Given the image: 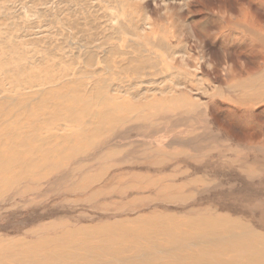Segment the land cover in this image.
Returning a JSON list of instances; mask_svg holds the SVG:
<instances>
[{"label":"rangeland","instance_id":"374dc122","mask_svg":"<svg viewBox=\"0 0 264 264\" xmlns=\"http://www.w3.org/2000/svg\"><path fill=\"white\" fill-rule=\"evenodd\" d=\"M39 126V145L73 156L0 194V264L80 258L17 252L104 224L97 250L131 264L124 236L141 262L163 254L153 228L189 230L202 210L264 237V0H0V142ZM77 128L83 140L62 139Z\"/></svg>","mask_w":264,"mask_h":264},{"label":"bare ground","instance_id":"6f19581e","mask_svg":"<svg viewBox=\"0 0 264 264\" xmlns=\"http://www.w3.org/2000/svg\"><path fill=\"white\" fill-rule=\"evenodd\" d=\"M104 100L106 104L115 112L114 113L111 110L109 111L108 114H111L112 118H115L117 122H120L121 119L127 116L128 112L127 113L125 111L123 112L119 110L120 108L117 109V107L114 105L113 98L107 96V98L104 97ZM77 102L80 103L79 101ZM69 104H74L75 106L80 105V104L76 105L75 101H71ZM125 104L127 105V109L131 107V104L129 102ZM172 104H176V103H172ZM66 106L68 108L70 107L69 105H67V103ZM87 107L84 108L85 110L82 111L83 113L81 112L83 115L87 114L86 113ZM160 107L164 109L167 107V105L163 102L160 103ZM148 108H149V104H148ZM98 109L100 108L98 107ZM70 117H71V123L78 125L79 121L76 118V116L75 117L70 116ZM42 128L44 127L39 126L38 128H34V129L28 128V130L30 129L32 130L27 134V137L19 134L17 135L18 138L16 139H12V138L7 139L4 144L3 142H0V194H4L10 189H17V190L22 189V192L25 191L26 190L24 186L25 181L30 180L32 182H36L40 177L44 176L38 174L35 170L36 168L40 166L41 167L46 166V171H49L58 168L64 162H66V160H68L73 156L71 155V153L73 152L72 149H69V151L67 150L65 151V148H58L57 146L53 145V143L52 145L47 144L46 146L48 147L46 146L43 147L42 145H39L37 142L42 141L40 140ZM78 128L76 129V131L78 130ZM76 131L75 130H72L71 132L66 131L67 132L66 134L64 135L62 134L63 135L62 139L66 138L65 141H68L70 139V136H72L73 140L74 138L76 141L83 140V132L81 131L76 132ZM33 154L35 155L38 154V157L33 158ZM46 171L44 173H46ZM227 219H228L227 217L222 216L221 214L211 212L208 210H202L199 213L198 217L190 218V220H186V219L184 220V222L190 223L189 230L181 231V226L183 224V221L177 225L173 223V224L165 225L163 227L153 228L152 229V231H154L153 234L159 236L165 234V238L163 239V237L161 236L162 240L158 242V246L162 250L164 249L163 254L159 253V254H154L152 256L149 255L144 256L143 258H141L142 260L141 262L137 261L136 257L138 253L135 254L134 252L133 256H131L132 242L134 240L132 239L128 240L130 241L128 248L126 247L128 245H123V241L126 239V237L119 236L114 240L123 247L120 250V252H122L123 254L129 252V255L127 257L128 259L126 260L131 261V264H264V248L263 246H261V244L264 243V237L260 236L258 237V240H255L253 237L256 234L252 230H250L251 232H249L248 235H245V233L248 231V228L245 227V225L240 224L239 221L234 220V222L232 223L228 222L229 224L227 225L223 224V222L227 221ZM64 224L65 223H63L62 225ZM102 226L95 228L83 227L73 230H68V228H64V230H62L63 232L61 238H66L67 241L64 242L59 239L51 238V240H46V241L43 240L41 242L35 241L36 243L34 242L33 244H20L21 246L19 247L21 249L19 250L18 248L19 251L17 252V254L24 255L23 253H26V251H28V248H30L31 253H34L36 248H43L45 249L46 252H48L47 250L49 248L47 250L46 248L48 247V245L52 243L50 246L55 245L54 249L64 250L67 248L70 251L74 250L75 253L77 250H81L84 251V253H82L84 254V256L82 255V257L77 258L78 256L74 257L72 256V254L71 255L62 254L53 258L48 257L50 260H53V262L50 264H113L112 263V258L114 255L113 251L107 249L103 253L102 251L97 250L101 245L105 246L106 244H109L108 242H110V240L106 242L105 239L98 240L92 237L96 233V231H99L100 229H104V231L109 230L110 226L105 224L103 227ZM149 229H145V230L143 228L139 229V231L141 232L138 233L135 232L132 238H139L143 236ZM86 232L90 233L91 236V237H87L88 239H82V241L71 240L68 242L70 236L77 234L81 235ZM14 242H17V240ZM148 246L149 245L147 244L146 247ZM8 248L9 247L4 248L3 252L6 253L8 251L9 253L12 254L13 253L12 249L11 248L8 249ZM102 254L105 256V260L103 259L104 261L98 258L99 256H102ZM84 257H86V260L83 259ZM27 264H35V260L30 261ZM37 264H44V262L37 261Z\"/></svg>","mask_w":264,"mask_h":264}]
</instances>
